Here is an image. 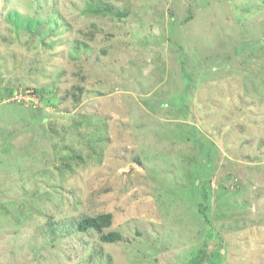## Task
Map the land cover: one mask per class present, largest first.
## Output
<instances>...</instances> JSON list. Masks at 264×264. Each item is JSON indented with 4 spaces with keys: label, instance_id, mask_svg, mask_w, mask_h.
Wrapping results in <instances>:
<instances>
[{
    "label": "rangeland",
    "instance_id": "rangeland-1",
    "mask_svg": "<svg viewBox=\"0 0 264 264\" xmlns=\"http://www.w3.org/2000/svg\"><path fill=\"white\" fill-rule=\"evenodd\" d=\"M41 1L70 36L8 34L15 5L0 0V264H264V0H124L110 28L95 16L117 37L95 38L106 53L76 106L66 41L101 0ZM105 211L124 234L102 244L110 263L71 225Z\"/></svg>",
    "mask_w": 264,
    "mask_h": 264
},
{
    "label": "trees",
    "instance_id": "trees-1",
    "mask_svg": "<svg viewBox=\"0 0 264 264\" xmlns=\"http://www.w3.org/2000/svg\"><path fill=\"white\" fill-rule=\"evenodd\" d=\"M26 1L33 8L31 10H28L26 13L22 12L20 15V13H18L19 11L15 8L17 5H22V0H6L8 4L12 3L15 5V7L12 9L8 5L9 11L5 16L6 17L5 19L9 21V25L12 26L10 32L8 29V34H11L14 26L17 29L16 31H18V29H23L27 33H29L30 35L28 36V38L30 40H32V35L35 34H38L42 37L41 40L43 41V43H45L46 40L52 37H54L55 41L60 40L61 37L65 34L61 32L62 35L58 37L57 31L59 30H56L55 28L49 25L50 23L49 16L47 17L46 15H42L38 10L41 7V3L43 1L41 0H26ZM31 1L32 3L30 4ZM64 1L65 0H59L60 2L59 7L60 5H62V2ZM69 2H73V1L69 0ZM129 2L131 1L129 0ZM77 3L78 2L74 4ZM60 8L62 11V7ZM33 12L37 13L41 18H44L45 19L44 22L40 21L36 15L33 18L32 17ZM130 12L131 9L125 6L124 0H101L92 9L84 10V14L82 13L83 17H80L85 20H89L87 27L82 28L81 31L78 32V34L82 33L84 38H79V39L75 38V40L71 38L68 42L65 40L66 45L68 47L67 49L68 56H70L75 61L78 60L79 64H77V66L78 69H80L81 71V73L78 74L79 75L78 78L80 79L79 84L72 85L71 88L69 89V90L73 89L72 91H70L71 94L70 95L68 94L70 96V98L68 99L71 100V106L73 104L74 106H76L85 96V95L83 96V94L86 92V84L84 82L86 81V77L88 73L84 74V72L86 71L84 69V66H86L88 62L92 63L91 58L93 56H95L97 59L100 57L97 54V51L106 53V50L101 49L102 47L101 48L99 47L98 45L99 43L95 42V40H97L95 38H98V36L101 37L103 36L104 43L109 42L111 38L116 39L117 36H115L112 32H109L107 30L108 27L110 28L115 24L124 21L125 17L130 15ZM60 14L62 15V17L68 18V16L65 15L64 13H60ZM98 15H99L98 18H100L101 15L109 17L111 21L110 26L107 27L106 23L100 22L99 19L95 17ZM191 18L192 16L186 15L182 18V21L185 22ZM23 22H25L26 25L23 24ZM63 24H66V28H69L68 26L72 25L69 21H66ZM90 25L91 28L88 30ZM21 32H17V34H20ZM68 32L69 34H66L65 36H70V34H72L68 30L65 33ZM15 38H19V37H15ZM28 44L29 43H26V45ZM73 51L76 53V55L72 53ZM102 53H101V57L104 58L105 55H103ZM91 63H89L88 65H91ZM92 64L93 65L91 66L95 67L96 61L93 62ZM65 100H67V95L63 101ZM80 202H77L76 204L79 206ZM114 222H115L114 215L112 212L109 211L99 212L97 214L82 212V213H74L72 215L71 225L72 227H74L75 233L81 235L80 241H82L84 245L87 244L89 247L90 244L94 245L96 243L95 244L96 246L94 247L93 251L91 248L92 246L88 248L92 259L94 257L96 258L105 257L106 260H108V262L110 263L113 260L112 256L107 255L103 251L104 248H102V244L103 245L115 244L124 239V234L122 231L118 229H113Z\"/></svg>",
    "mask_w": 264,
    "mask_h": 264
}]
</instances>
